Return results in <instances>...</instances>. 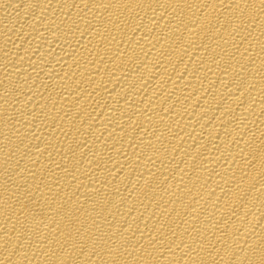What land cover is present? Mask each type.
Listing matches in <instances>:
<instances>
[{
    "label": "bare ground",
    "instance_id": "1",
    "mask_svg": "<svg viewBox=\"0 0 264 264\" xmlns=\"http://www.w3.org/2000/svg\"><path fill=\"white\" fill-rule=\"evenodd\" d=\"M0 264H264V0H0Z\"/></svg>",
    "mask_w": 264,
    "mask_h": 264
}]
</instances>
